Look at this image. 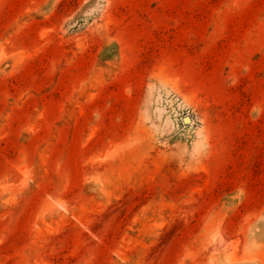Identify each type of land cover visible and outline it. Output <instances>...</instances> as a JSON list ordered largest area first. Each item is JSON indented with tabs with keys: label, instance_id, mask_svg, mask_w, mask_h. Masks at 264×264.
Returning <instances> with one entry per match:
<instances>
[{
	"label": "rangeland",
	"instance_id": "374dc122",
	"mask_svg": "<svg viewBox=\"0 0 264 264\" xmlns=\"http://www.w3.org/2000/svg\"><path fill=\"white\" fill-rule=\"evenodd\" d=\"M0 264H264V0H0Z\"/></svg>",
	"mask_w": 264,
	"mask_h": 264
}]
</instances>
